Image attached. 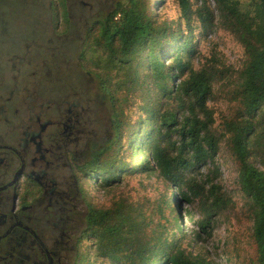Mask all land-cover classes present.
<instances>
[{"label":"trees","instance_id":"1","mask_svg":"<svg viewBox=\"0 0 264 264\" xmlns=\"http://www.w3.org/2000/svg\"><path fill=\"white\" fill-rule=\"evenodd\" d=\"M164 1L120 3L88 30L81 60L109 96L115 137L77 166L87 212L74 264H219L197 246L233 205L222 152L237 166L254 264H264V0H170L165 18L153 10ZM221 33L236 60L221 48ZM136 174L165 189L151 213L124 193L109 207L92 198L89 180L110 193ZM195 201L187 234L180 205Z\"/></svg>","mask_w":264,"mask_h":264},{"label":"rangeland","instance_id":"2","mask_svg":"<svg viewBox=\"0 0 264 264\" xmlns=\"http://www.w3.org/2000/svg\"><path fill=\"white\" fill-rule=\"evenodd\" d=\"M120 3L126 5L128 0H67L66 8L60 0H7V4L0 3V26L3 23L6 26L0 33V60L2 58V62L10 61L13 55L27 60L26 84L30 92L27 93V97L35 93L36 96H31L38 99V103L43 104L45 108L58 107V104L64 101L80 104L84 109L85 118H89V131L96 134L91 135L89 149L83 148L84 142L81 143L79 152L82 148L84 151L87 150V159L113 141L115 134L109 96L101 88L99 77L92 73L94 68L91 63L88 60H81V57L86 46L88 30L97 21H102ZM174 9L170 0H165L153 8L154 13L164 15V18L171 17ZM66 10L69 13L68 23L64 21ZM219 38L218 42L227 58L236 60L239 51L231 38L222 33L218 35V40ZM221 106L223 109L227 108L225 104ZM79 109L82 110L80 107ZM48 110L46 117L53 114L49 108ZM40 111L37 109L36 113ZM136 118L138 117L135 116L134 119ZM94 144L96 147L92 148ZM226 155L222 152L219 163L222 180L225 189L233 198V205L218 216L213 237L199 244L197 248L208 253L219 264H254L257 247L252 236V223L248 216L246 201L237 183V166L231 159H227ZM80 158L78 164L83 165L87 159ZM89 183L91 196L98 205L109 207L121 193H124L132 197L142 210L148 213H151L153 204L160 200V194L165 190L162 187V193H158L154 189L157 184L155 178L147 174H136L123 179L110 193L99 190L98 186H91L92 180H89ZM172 192L173 190L168 191V197H171ZM78 203L73 212L69 211L74 220L73 228L77 231V236L85 226L87 212L80 194ZM180 208L182 227L189 234L187 210L195 214L198 203L181 202ZM155 220H158L156 215ZM76 257L77 250L76 252L71 250L65 264H74Z\"/></svg>","mask_w":264,"mask_h":264},{"label":"flooded vegetation","instance_id":"3","mask_svg":"<svg viewBox=\"0 0 264 264\" xmlns=\"http://www.w3.org/2000/svg\"><path fill=\"white\" fill-rule=\"evenodd\" d=\"M25 63L0 60V264H65L78 244L69 215L79 200L75 170L96 134L78 102L48 106L46 117L36 94L27 97Z\"/></svg>","mask_w":264,"mask_h":264}]
</instances>
